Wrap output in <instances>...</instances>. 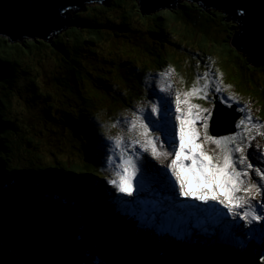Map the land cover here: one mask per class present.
<instances>
[{"label":"rangeland","instance_id":"rangeland-1","mask_svg":"<svg viewBox=\"0 0 264 264\" xmlns=\"http://www.w3.org/2000/svg\"><path fill=\"white\" fill-rule=\"evenodd\" d=\"M126 1L128 2L130 0H110V4L107 1H101L95 4H87V6H85L86 9L82 8L74 12V14L77 13V15L81 17L85 25L76 26L75 24L71 23L69 25H65V28L57 34L55 39H53L56 41V45H59L60 47L62 45L68 46L67 48H64L65 50L62 52L65 53L63 54L64 57L67 56V53L70 48H72V46H75L76 48L83 47L86 49L85 53H82L79 57L72 58L70 62H67L68 64L60 63V59L63 56L61 53L57 52L59 48L56 46L49 48V45H44L45 43L41 40H32L27 36L23 37L22 39L25 40V42L12 44L8 42L6 37H0V52L4 51L2 54H0V86H4L2 81L4 83L9 82L10 85L16 82L14 84L18 86L16 81L17 79L21 84L23 82L26 83L27 80H32L33 82L31 83L33 84L36 82L34 72L35 69L38 72L36 74V79L40 88L39 97L32 100H35V103L39 102L43 98L41 92H49V79H51L53 76H58L60 72H67L68 70H71V74H73L72 72H78L80 77L84 76L80 71H78L79 64H83L84 62L93 59V54L96 51L98 54H101L103 50L109 51L107 55L108 58L110 53L113 52L111 57L112 61H114L119 57L121 49L119 45L116 46L112 43L114 41L123 40L131 36V34H133V32L136 30L134 29L135 27L138 29H144L143 24L146 23L149 26V30L156 32L158 39L159 36L161 37V39H159L161 40V43L157 42L158 44L155 45L160 50L153 49L152 46L151 50L147 51V54L144 55V63H149L154 54L159 51V59L157 60L159 68L163 70L166 65L168 66L170 64L172 65L173 69L178 68L181 70L183 72L181 73L183 76L188 78H191L192 76L195 78L197 71L201 67V58L199 54L188 55L184 57L185 54L183 51L189 50L192 52H199L203 60H205L207 66L212 68V70L218 69L216 61L224 60L227 63V66L229 67L230 65V68L232 69L231 72L228 67H226V65H223L224 62L222 61L221 68L225 71L226 77H229L231 80L233 77L236 83H242L245 86V89L252 93H254L255 87H264V64L251 67V65L245 61H248L249 59L245 53H241L242 51H240V53L245 58L244 59L240 54H237L235 50L230 47L231 45L228 37L236 34L238 29L232 21L228 19H225L224 21V19H222L223 17L220 16L221 14L218 13V10L215 11V13L217 12L215 17H212L209 14H213L214 10L211 11L209 9H205V11L200 13L192 6L193 4L187 3L185 0H181L180 3L187 4L185 9L182 7L176 8L174 10L162 9L151 14L152 16L140 18L138 13L135 12L136 8H132L134 6H131L129 2V5L127 4V6H124L123 2ZM87 12H90L89 15ZM126 13L132 17L131 22H129L127 25L122 19V14ZM68 17L69 16H67L66 20L70 22V18ZM125 18L128 19L126 16ZM216 18L219 20V25L222 26V30L225 31V33L220 32V39H217V36L213 35V33H211L207 27V24H209L208 22L211 20H217ZM105 21H109L110 24L104 26ZM116 21H119V24H117ZM214 27L218 29L217 26ZM214 27L212 25L213 29H215ZM92 28L96 29L98 34H88V29ZM162 35H165V37ZM169 35L172 36L170 39L167 38ZM93 38L97 41H91ZM150 41L151 40L149 38L142 37L143 43H150ZM125 45L128 47V43H125ZM42 47H44V51L49 53V55H45L46 59L41 63H46L51 66L46 68V73H42L41 70L37 69V66H41V64L34 66L33 69L34 63L28 56L29 52H27L28 49H30V51L34 50L36 52V49ZM72 61L75 62V65L71 63ZM18 67L20 68L21 72H25L26 69H29L31 71L30 78L29 76L22 75L21 73L17 74L16 70ZM50 69L52 70L51 74L48 72ZM56 69H58L59 72H57ZM113 71V68H111L109 77H111ZM154 71L157 72L156 69H154ZM231 73H234V75L232 76ZM162 77L163 79H166L164 75H162ZM185 86L187 88L190 86V80L187 78H185ZM27 90L28 92L24 95H13L12 91L9 89L0 91V95L9 91L8 95L4 97V99L0 96V180L1 178H9L10 180L16 177L22 179V175L10 172L9 168L17 171L23 169L28 171L32 170L34 172H38L39 169H43V171L46 170L47 173L53 174V169L64 166L67 162V157H64L63 154L70 156V153H68L65 145V140L67 142L71 141L72 143L77 144L79 148L81 146L79 143L80 139L74 132V128L77 125H72L71 127L68 122L62 120V117H65V114L68 113L69 115H76L77 111H79V115H82L83 113L88 115L93 111L88 105L93 104L91 97H93L94 94L90 92L88 93L83 81L81 82L79 89V92H83L82 95L77 97V95L74 94L73 98L66 97L62 100L66 105H69V102H72V106L76 108V110L69 108L72 111L66 107H61L59 103L52 105L49 100L46 103L48 107L47 113L40 115L39 105L33 106L29 101L24 102L29 97H33V91L35 89H31L30 86H28ZM238 90L241 89L238 88ZM45 95L49 96V94ZM76 97L77 99H75ZM55 98L56 96L52 94L51 99ZM109 100L111 101V99ZM14 104L18 107L16 110L13 108ZM258 104L259 102H257V105ZM7 105H11L12 109H8ZM43 105L44 103H42V107ZM27 107L31 111H28ZM99 107L101 110L105 109L103 104L99 105ZM53 111L56 112V115H58L56 118L61 120L65 129H67V132L71 134V137L66 135L64 138L63 136L59 135L58 141L57 135L50 132V126H42L39 124L41 119L43 122L48 120V115H52ZM24 121L27 123V127L25 125H21ZM16 122L17 125H15ZM28 131L31 133V136L32 132H35L39 141L40 137L42 138V140L37 142V144L34 146V151L30 149L31 144L34 142L33 136L32 141L28 140L29 144L26 146L24 144V135ZM8 134H11L10 138ZM4 139L9 142L11 141L14 143V145L10 146L7 143H2ZM31 154H36L37 158L44 160L42 164L47 166L38 164L34 159H25L23 156H19ZM6 164L10 165V167L7 168ZM81 164V159L78 158L69 165L68 169L69 171H73L75 168L81 167ZM23 178L38 180L40 177L27 173ZM0 183L2 182L0 181ZM59 192H61V190ZM119 212L118 214L120 215ZM84 213L86 215L87 213L91 214L89 210H85L83 214ZM96 214L97 216H102L103 212L100 213L98 210V213ZM105 220L106 222H103L101 225L102 228H100V225H97L95 231H89V235H96L97 232L102 233L100 237L96 235L97 239L94 241V244L97 247L106 246V248L109 250L106 255L112 258L111 260H116L114 253L116 251H120V253L127 256L123 264H141L142 260L144 264H159L163 260L170 261L172 263L178 262L180 264H192L190 259H182V255L172 259L169 258L168 260L167 253L169 252L167 251L165 253L167 249H163V253L160 255L158 250H151V248H148L145 245V237L141 236L140 234L141 229L143 228L142 226L139 227V234L134 236L132 235V226H124L121 224L122 221L120 218L115 221L111 220L110 218ZM116 225L118 227H116ZM83 228L88 230L86 226H83ZM88 240L95 239L88 238ZM161 256L162 259L160 258ZM207 260H210L209 264H211V262H213V264H239L237 260L243 261L241 256L234 254L232 251L227 254H222L221 257H211V259ZM199 264H202V260ZM241 264H244V262Z\"/></svg>","mask_w":264,"mask_h":264},{"label":"water","instance_id":"water-1","mask_svg":"<svg viewBox=\"0 0 264 264\" xmlns=\"http://www.w3.org/2000/svg\"><path fill=\"white\" fill-rule=\"evenodd\" d=\"M94 1L0 0V35L10 42L31 35L46 39L47 35L63 27L62 24L71 23L60 15L64 12L62 10L80 8L81 4ZM185 1L193 2L204 10L221 11L229 17L238 28L234 44L243 49L253 62L261 63L259 60L264 54V0ZM138 2L142 14L177 7V0ZM1 181L7 186L3 188L0 184V264H98L94 262L95 253L92 256L91 252L96 240L84 237L85 234L80 233L83 223L73 218L72 214L77 212L73 211L76 205L71 207L52 199L50 191L40 182L33 184L23 177Z\"/></svg>","mask_w":264,"mask_h":264},{"label":"bare ground","instance_id":"bare-ground-1","mask_svg":"<svg viewBox=\"0 0 264 264\" xmlns=\"http://www.w3.org/2000/svg\"><path fill=\"white\" fill-rule=\"evenodd\" d=\"M101 1L102 2H106V1L109 2L110 0H100L99 2H101ZM138 1L139 0H130L128 2L130 3L131 6H134L132 8H136L137 9V10L135 9V12L138 13V15H139L140 18L147 17V16H152L151 14H153L156 11H159V10H162V9H167V8H160L158 10H155L153 12H150L149 14H142L141 11L139 12L140 4H139ZM128 2L126 1L127 4H128ZM179 2H181V0H177V4L176 5H178ZM96 3H98L97 0H96ZM87 4H89V3H83V4L80 5V8L79 7H75V9L66 8L65 10H62L64 12H62L60 15L63 16V19H66L67 16L69 15V13L74 14V12H76L79 9H81L82 6H84V7L87 6ZM90 4H95V3H90ZM191 4H194V3L191 2ZM185 5H187V4H185ZM173 9H176V7L173 8ZM208 9H211V8H208ZM213 10H214V13H215V11H217L215 9H213ZM63 13H65V14L63 15ZM214 13L213 14H209V15H211L212 17H215V15H216L217 12L215 14ZM122 15H123L122 19L125 21L126 25L129 22H131L132 17L129 14L127 15V13H126V14H122ZM125 16L128 17V19H126ZM116 22H117V24H119V21H116ZM208 23L210 25L207 24V27L209 28V30L211 31V33H213V35H216L217 36L216 37L217 39H220L219 38L220 32L225 33V31H223L222 30V26L219 25V20L218 19L217 20H214V21L211 20ZM69 24L70 23L62 24L63 27H61L57 31L52 32L53 34L50 33L49 35H47L46 36V39L40 38V37H37V36H34V35H31L29 38H31L32 40H34V39L41 40V41H43L45 43L44 45H49V48L56 46L57 48H59V50L57 52L61 53V55L63 56V54H65V53H62V52H63V50H65L64 48H67L68 46L67 45H62L60 47L59 45H56V41L53 40V39H55V37L57 36V34L60 33L65 28V25H69ZM109 24H110L109 21H105L104 22V26H107ZM212 25H213V27L214 26H217L218 29H216L215 27H214L215 29H213L212 28ZM87 33L90 34V35H96V34H98V31L96 29H93L92 28V29H88ZM142 33L143 34L140 33V36H143L144 38H149L151 40L150 43L145 42V43H142L141 44L134 36L130 37L129 39L126 38V39H123V40L116 41L118 43V45L119 44L121 45L120 46V49H121L120 51L121 52H120L119 56H121L123 54V50L124 49H128L129 48V49L133 50V54H132L131 57L133 58V60L136 61V64H137L136 74L137 75L129 83V86L130 85H139V86L145 87V86L153 83V80H154V78L151 75L152 74L151 72L156 68V63H155L154 59H151L149 61V63H144V61H145L144 56L137 57V54L138 53H142V55H145L146 52L144 50L150 51L151 48H152V45H153L152 38L155 37V36H157V34L153 30H149V31L142 30ZM162 36L165 37V35H162ZM0 37H5V36L4 35H0ZM167 38L170 39V37H168V36H167ZM231 38H232V36L228 37L229 42H230ZM22 39L23 38H21V39L18 40V39L15 38L14 42H10L8 40V38H7L8 42L9 43H12V44L13 43H18L19 44V43L25 42V40H22ZM159 39H161L160 36H159ZM91 41H97V40L93 38V39H91ZM160 41L161 40H158V42H160ZM125 43H128V47L125 45ZM141 47L144 50H141L140 49ZM239 50L242 51L241 53H244V50L243 49H239ZM3 52H0V54H2ZM27 52H29L28 53V56L30 57V59L34 63L33 64V69H34V66L41 64L46 59L45 55H49V53L47 51H44V47L39 48V49H36V52L34 50H31L30 51V49H28ZM85 52H86V49L83 48V47H79V48L77 47L76 48L75 46H72V48H70V50L68 51L67 56L66 57H64V56L61 57V59H60L61 62L60 63L68 64L67 62H70L72 60V58L79 57L82 53H85ZM108 52L109 51H107V50H103V52L101 54H98L97 53L96 55H93L94 57H93V59H90V61L84 62L83 64H79L78 71H80L81 74L84 75L83 78H82V76L81 77L79 76L78 72H72L73 74H71V70H68L67 72L66 71H63V72H60L58 74V76H53L51 79H49V84H48L49 85V92L48 93L41 92L43 98L39 102H36L35 103V100H32V99H37L39 97V88H40V86L37 83L38 81L36 79V74L38 72L35 69H34V72H35V80H36V82H34L33 84L31 83V82H33L32 80H27L26 83H28V84H26L25 82H23L21 84L19 82V80L17 79L16 81L18 83V86L16 84H14L16 82H14L12 85H10L9 82H5L4 83L2 81V84L4 86H0V91H4L5 89H9V90L12 91L13 95L14 94H16V95H18V94L24 95V94H26L28 92L27 87L30 86L31 89H35L33 91V97H29L24 102L29 101L31 103V105H33V106L34 105H39L41 107H42V103H44L43 108L44 109H48L46 103L49 100H50V103L52 105H55L57 103H60L66 97L73 98L74 97L73 96L74 94L77 95V97L79 95H82L83 92H79L80 84H81L82 81L84 82L85 87L86 88H89L90 85H91V83H92V81H93V79H95V78H98L100 80L105 79V74L103 72V66L100 65V63L102 61H104V60H108V57H107ZM94 54H95V52H94ZM262 56H264V54ZM71 63L73 65H75V62L74 61H72ZM57 64H58V62H57ZM47 67H51V66L48 65V64H46V63H43V64H41V66H37V69L41 70L42 73H46V68ZM89 68H90V70H89ZM68 69H70V68H68ZM56 70H57V72H59L58 69H56ZM108 71H109V73H108V76H109L110 71H111V68H109ZM48 72H49V74H51L52 73V70L50 69ZM16 73L17 74L18 73H21L22 75L29 76V78H30L31 71L29 69H26L25 72H21L20 68L18 67L17 70H16ZM112 75H113V73H112ZM108 83H109V90L110 91L107 92V93L102 92V91H98V95L99 96H95V104H94V106H95V108H96L97 111H99V108H100L99 105L103 104L105 106V109L102 110V111H104L105 114L109 113L108 110L110 108H112V106L115 105V102H111V101L107 100L109 97H111L113 99H122L123 100V97L119 94L118 90H116L111 85L110 82H108ZM8 93H9V91L1 94L0 96L4 99V97H6L8 95ZM45 94H49V96L48 95H45ZM52 94H54L56 96L55 99H51V95ZM84 94H85V92H84ZM134 95L137 96V92H134ZM77 97L75 99H77ZM79 107L81 108L80 105H79ZM7 108L10 109L11 108V105L10 106L7 105ZM13 108H14V110H16L18 107H17V105L14 104L13 105ZM27 110L28 111H31L30 109H28V107H27ZM115 111L117 112V110H115ZM56 116H58V115H56V112L53 111V114L50 115L51 123L49 125H46L44 122H40L39 124L42 125V126H50L49 130H50V132L52 134H56L57 135V132L60 131V134L61 135H67V136L71 137V134L68 133V132H66L62 128L63 126L59 123L61 120H58L56 118ZM62 120H63V118H62ZM77 120L79 122L81 121V119L79 117L77 118ZM68 123L71 125V127H72V125H76L71 120H69ZM15 125H17V122L15 123ZM21 125H25L26 127L28 126L25 121ZM225 127H226V116L224 114V125L222 127L221 133L224 132ZM86 129L89 131V133L92 132V129L89 126L88 127H84L83 125H82V127H78V125L75 126L74 132H75V134L78 136V138L80 140L86 141L90 145V147H93L94 146V143L91 140V135L86 131ZM8 136L10 138L11 137V134H8ZM32 136L34 137L33 138L34 142H33V144H31L30 149H32L34 151V146L37 144V142H40L42 140V138L40 137V141H39L38 138L36 137V133L35 132H32ZM32 136H31V133L29 131L24 135V144H25V146L27 144H29L28 140H31L32 141ZM57 140L59 141V136L58 135H57ZM2 143H7L10 146L14 145V143H12L11 141L9 142V141H7L5 139L3 140ZM71 151L72 150H70V152ZM100 154H103V152L97 151L95 155H96V157H99ZM19 156H21V157L23 156V158H25V159H34L38 164H42V162H44V160H42L40 158H37L36 157V154L19 155ZM1 162H2V160H1ZM42 165H44V164H42ZM44 166H47V165H44ZM59 169H60V167L59 168H55V169L52 170V173L53 174L47 173V175L44 174L43 176L49 177V178H51L53 180L55 179L56 180V182H55L56 186H58L60 189H62V191H69L70 188L67 186V184L64 182V180L61 179ZM21 171H22L21 173H16V172H14V173L20 174V175H22V177H25V175L27 173H23V169H21ZM41 171L44 173L43 169H41ZM28 180L31 181V179H28ZM80 182H81V179H80ZM254 183H258V181L255 179L254 180ZM42 185L43 186H46L44 184H42ZM80 186L84 187V189L95 188L94 186H97L98 188H102L103 191H106V188H107V187L103 188V186H101L98 181H94L91 178L87 182H83V183L81 182ZM95 192L97 193V196H95V200L98 201L99 200V197H98L99 191H95ZM102 204L104 206L105 205L106 206L108 205L106 203H102ZM195 205L196 204L194 203L193 206H195ZM75 210H77V212H75V213L72 214L73 216H75L73 218L76 220V222H78V223L82 222L83 223V224H81L80 233L81 234H85L84 237H86V238L87 237L88 238H94L96 240L97 239L96 235H92V236L89 235L90 234L89 231H91L90 229H92V230H96V229L93 228V225H90L87 222V219L84 218L83 211L82 212H78L79 208H74L73 211H75ZM130 211L131 210H129V212ZM171 212H173V211H171ZM123 213H124V211H123ZM173 214H175V213H173ZM124 215H126V214H124ZM216 215L217 214H214V216H213V220L215 222L218 221V218H217ZM99 218H100V216H99ZM228 225H230V224H228ZM82 226H86L88 228V230L84 229ZM99 233H101V232H99ZM97 248L98 247L94 244V241H93V246H92V251H91L92 252V256H94V253H95V257L96 258H99L102 263H104L103 261H105L108 264L109 261L106 260V256L103 255L102 253L98 254L97 253V251H98ZM210 248H211V243H209V246H208L207 250H205V253L206 254H209ZM190 257L192 258V261H191L192 264H199V263H196L195 262L196 258H198V257L201 258L202 261H205V262L207 261V263L210 262V260H207L206 256H199L198 253H195L193 256H190ZM163 264H167V263H163ZM211 264H213V262H211Z\"/></svg>","mask_w":264,"mask_h":264},{"label":"snow or ice","instance_id":"snow-or-ice-1","mask_svg":"<svg viewBox=\"0 0 264 264\" xmlns=\"http://www.w3.org/2000/svg\"><path fill=\"white\" fill-rule=\"evenodd\" d=\"M242 14V13H241ZM207 85H204L206 88ZM165 89H161L164 91ZM193 89L192 92L186 95H195L198 91ZM220 89H217L219 91ZM207 93H204V98H206ZM176 112H180V99L179 93L176 94ZM232 97H230L231 99ZM163 100L161 105L153 106L151 109L152 113L158 115L159 119L157 121H152L149 119V123L153 126L155 131H160L164 127V121L169 117L165 112H162ZM189 106V118L185 119L183 115L175 117L179 120V148L176 150L175 137L173 136L171 141H160L159 137L153 136L151 139L147 140V143L151 145V154L154 157L159 158L163 156L167 159L169 156H174L175 158L171 160L170 167L172 168V176L175 177L176 182L179 185V195L185 199H193L207 203L209 200L218 201L223 204L224 207L228 208L229 211L233 209L243 207L244 204H247L248 201L245 200L244 204L241 203V197L236 195L237 193L244 191L247 193L255 192V194H260L261 185L257 183L249 182L247 187H244L246 181L244 178H248V181H251V176L248 170L255 171L256 175L264 180V170L260 168H253V164L248 162L245 168H239V165H244L248 160V155L245 154V148L251 146V140L255 137H250L249 143L247 145L237 144L236 136L224 137V138H214L205 132L204 139L216 145L217 148L221 149L224 153L223 163L213 162V159L201 151V144L197 143L200 139L195 127L197 117L192 116L191 108ZM198 107V106H195ZM210 117H205V122L202 127L207 129L208 124L206 123L207 119ZM139 120V126L143 129V135L149 136L150 129L148 124L143 122V119L137 118ZM248 123H251V116L248 117ZM187 125V128H186ZM238 127L244 126L247 130V125L244 121H241ZM137 127V121H132V129ZM256 130L257 135L264 134L260 132V125H253ZM169 144L167 150L164 149V143ZM122 141L120 138L115 140L116 147H120ZM235 145V147H231ZM144 151H148L147 148H144ZM234 153H239V156H234ZM138 159V158H137ZM185 161H191L190 164L185 163ZM126 164L128 168H131V171H128V168H125L122 172L117 173L119 176V181L111 180L109 183L115 187L119 193L124 194L128 197H134L135 189L139 187L143 190V179L136 180V173L138 171L137 163L132 159L128 158L126 161H122ZM187 173V175H185ZM135 181V183H134ZM190 185H195L196 191L189 190ZM223 191L225 193V198L220 199L219 194ZM239 215V213H235ZM251 217V221L260 222L262 218L261 215H257L254 212H245L242 215L243 218ZM250 221V222H251ZM241 246H243L241 244Z\"/></svg>","mask_w":264,"mask_h":264},{"label":"trees","instance_id":"trees-1","mask_svg":"<svg viewBox=\"0 0 264 264\" xmlns=\"http://www.w3.org/2000/svg\"><path fill=\"white\" fill-rule=\"evenodd\" d=\"M124 3V6H127V3L126 2H123ZM109 4H110V2H109ZM198 12H203L204 11V9H201L198 5H195V4H193L192 5ZM179 7H182V8H186V5L185 4H182V3H178V5H177V7L176 8H179ZM82 8H85L86 9V7H84V6H82ZM81 8V9H82ZM169 10H174L173 8H171V9H169ZM209 10H211V11H213V9H209ZM141 10L139 9V12H140ZM87 13H89V12H87ZM218 13H220L221 15L220 16H222L223 18L222 19H228V20H230L229 19V17H227L226 15H224L221 11H218ZM68 15V14H67ZM69 17L68 18H70V22H71V24H75L76 26L77 25H85V23L82 21V19H81V17H79V15H77V13L76 14H72V13H69V15H68ZM214 21V20H213ZM238 38V33L237 34H235V36L231 39V48L233 49V50H235V52L237 53V54H240L242 57H243V55L241 54V53H239L241 50H239L238 49V46L236 45V44H234V40H236ZM91 42V41H90ZM119 46H121L120 44H119ZM237 48V49H236ZM244 58V57H243ZM245 59V58H244ZM248 64H250L251 65V67H256V66H258V65H262V64H264V56H262L261 58H260V62L261 63H256V62H253L250 58L248 59V61L247 60H245ZM43 174H46V173H43ZM1 181V180H0ZM47 183V182H46ZM65 192V191H64ZM78 193H76V196H78L77 195ZM84 218L85 219H87V222L90 224V225H93V228H97V222H96V220H97V216H96V214L95 213H93V214H90V213H88L87 215L85 214V216H84ZM95 225V226H94ZM99 227V226H98ZM100 228H102L101 227V225H100ZM91 231H95V230H92V229H90ZM96 235L98 236V237H100L101 235H102V233H99V232H97L96 233ZM99 252H98V251ZM97 253L98 254H100V253H103V255H105L106 256V260H110V259H112V258H110L109 256H107L106 254L108 253V249L106 248V246H102V247H98L97 248ZM114 252V251H113ZM112 252V253H113ZM101 256V255H100ZM116 256H120V251L118 252V251H116L115 253H114V257H115V259H117V257ZM191 255H190V253H186L185 254V256L184 257H182L183 259H190L191 261H192V258L190 257ZM195 262L196 263H200V260L198 259V258H196V260H195ZM164 262H160L159 264H163ZM202 264H209V263H202Z\"/></svg>","mask_w":264,"mask_h":264}]
</instances>
